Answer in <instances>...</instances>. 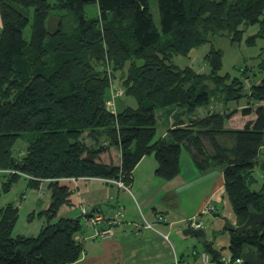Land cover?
<instances>
[{
    "label": "trees",
    "instance_id": "1",
    "mask_svg": "<svg viewBox=\"0 0 264 264\" xmlns=\"http://www.w3.org/2000/svg\"><path fill=\"white\" fill-rule=\"evenodd\" d=\"M156 1L159 27L148 0H0L2 188L8 192L23 178L31 188L45 183L50 193L34 236H11L17 208H0V264L75 263L83 251L75 239L81 219L57 217L70 205L69 182L129 186L146 156L156 162V177L170 180L180 171L182 149L198 171L222 172L237 226L249 213L264 216V174L258 185L252 176L264 147L262 53L256 72L245 66L232 78L219 74L222 54L212 47L204 72L172 63L214 36L239 42L249 26L258 30L248 44L264 40V0ZM88 6L96 16H87ZM113 84L123 90L114 112L105 105ZM123 96L136 107L124 105ZM221 98V114L197 113ZM167 108L168 129L154 140L156 114ZM237 110L253 117L241 128L225 126ZM110 148L119 151L118 164L101 159ZM228 250L233 260L254 251L264 261V222L259 233L229 232ZM203 251L220 264L211 243L203 241Z\"/></svg>",
    "mask_w": 264,
    "mask_h": 264
},
{
    "label": "rangeland",
    "instance_id": "2",
    "mask_svg": "<svg viewBox=\"0 0 264 264\" xmlns=\"http://www.w3.org/2000/svg\"><path fill=\"white\" fill-rule=\"evenodd\" d=\"M148 7L150 13L152 14L154 24L156 25V27H159L157 1L148 0ZM85 11L88 17H93L97 15V9L95 6H88L85 8ZM257 30H258L257 26L247 27L242 35V39L239 42H232L228 38L214 36L210 39L208 44L192 49L187 56H181V55L174 56L172 63L179 68L191 67L192 69L198 72H204L205 70H207V68L204 65L203 57L206 55V53H208L209 49L212 47L216 50L221 51L222 54V67L219 74L221 75L228 74L231 78L238 77L240 76V69L244 68L245 66L248 67L250 70L251 69L255 70L254 72H256V68L254 69L253 67L257 66V64L260 61L258 57L259 54L262 53V56L260 57H264V40L256 39L254 44H248L246 42V39L254 35L257 32ZM251 82H252L251 78L245 80L246 85H249ZM221 100L222 98L218 100V102L215 101L216 103L215 102L213 103L214 105L213 109L206 107L207 112L208 113L210 112L211 114L213 113L221 114L220 111V108H222ZM121 101L123 102L124 105H129L132 108L136 107V102L132 98L123 96L121 98ZM240 106L242 107L245 106L244 101L240 102ZM232 109L233 106L230 105V110ZM240 109L241 108H239V110ZM239 110H237V112L225 123V126L231 128H241L247 119L253 117V116L242 117L239 113ZM167 111L168 108L164 110H160L156 114L157 125H156L154 140L159 139L162 136V134L165 133V131L168 129V124L166 121L167 118H165ZM262 151L263 152L261 153V155H258V158L256 160V165L254 166L252 173V176L255 178L257 185L261 184V182L263 181L262 176L264 174V150ZM179 164L181 166L180 177H178L179 175H176L174 178L170 180H164L160 178L158 179L159 182H164L167 185L170 184L173 187L177 188L176 193H178V191L180 190V195L177 194L178 199H176V197L175 198L173 197V201H171L170 199L166 201L167 197H164V195H162L161 197H157L154 204L148 205L145 210H142L143 206L142 208H140L139 202H138L139 206L136 207L131 206L128 208V210H130L131 214H134L133 215L134 220H139V218L141 220V216L143 215L145 216L146 220L149 221V223H153L151 220L153 218L154 221V216H155L151 208L152 206H155L157 210L164 209L163 211H167V213H169V215L171 216V217L168 216L170 220L173 217L176 218L175 220L182 219L177 222H173V224H170V226L172 227L168 232V236L167 235L166 236L167 239L169 238V242L172 244L175 241L176 237L188 241L192 239L191 237L185 238L181 234V231L187 225V220H191V219H195L196 222L201 224L200 229L204 230L205 232V240H207L208 242L213 241V236L215 235V232H210V230L212 229L210 224H212L215 221L214 219L222 218V217L228 220L232 219L231 209L227 199L225 198L224 193L221 192L219 194L222 195V198H220L221 201L219 202L215 201L216 199L211 196L215 184L216 187H218L219 183L221 182L220 177H218L217 175L214 178L205 179L204 173L198 171L194 167L188 153L184 149L181 150ZM3 180L5 179H3V175L0 174V207H2L4 204L5 205L8 204L11 205L12 207L17 208V217L11 231L12 234L11 236L25 235L27 237H30L36 235L38 233L37 231L39 229V226L43 221V218L38 215V212L42 211V209L50 199L49 192L45 187V184L38 188H31L28 186L27 181L22 178L17 182L12 183L8 192H4L2 188ZM172 180L174 181L168 184V182ZM186 180L188 182L184 183V181ZM148 183H149V188L151 189L156 188L155 183H157V181L153 180ZM76 184L77 183H75L74 186H76ZM115 186L118 187L117 185ZM78 187H79L78 190L79 194H84L83 193L84 188H86L90 192H94V193L100 192L99 191L100 185L98 183H87L86 185L79 183ZM126 187L128 190V186ZM172 192L175 193L174 190ZM147 195H152V194L149 193ZM126 198L127 196L124 195L123 191H118L116 188H114L111 194V201H109V204L108 203H103V205L100 204V206H102L101 208L103 209V212L107 215H111L112 217L116 216L117 210L121 212L122 214L121 217L117 219L118 220L117 224L119 226L121 225L122 221L126 219L127 220L131 219L130 216L129 217L127 216V212L123 208V206L126 205L125 204ZM142 198H145V196H143ZM71 201L74 203L71 206L63 205L59 208L57 212V217H60L61 215L74 216L75 213L78 212L80 213L82 207H86L85 206L86 204H82V205L78 204L77 194L75 193V191L73 192V194H71ZM164 201L167 202L166 203V205L168 204L167 206H165ZM115 203H118L121 207H118L117 209L114 210L108 208L109 205L112 204L114 205ZM95 205H99V204H95ZM92 207L93 204L90 206V208ZM207 207L212 209L207 210ZM109 212L111 213L108 214ZM215 214H218V217H214ZM143 221L144 219L142 218V224ZM115 225L111 231L113 233H114V229L116 228ZM162 237L164 238V235ZM106 238H109V236ZM167 239L165 240L168 241ZM197 246L199 245L197 244ZM189 251L192 250L190 249ZM189 264H191V258L189 259ZM213 264H216V262Z\"/></svg>",
    "mask_w": 264,
    "mask_h": 264
},
{
    "label": "crops",
    "instance_id": "3",
    "mask_svg": "<svg viewBox=\"0 0 264 264\" xmlns=\"http://www.w3.org/2000/svg\"><path fill=\"white\" fill-rule=\"evenodd\" d=\"M1 28H2V24L0 19V31ZM206 112H207L206 107L197 109V113L199 115H204L206 114ZM262 150H264V147L262 148ZM150 157L152 156H146L142 158L139 161V163L136 165L132 173V181L128 186L127 191L118 188L115 185L110 184L107 181L99 178H92V179L79 178V179L71 180L69 182L70 186L73 189L72 194L74 191L77 194V202L79 205L86 204L85 206L88 208L89 211L94 207L95 211L93 213L102 214L103 216H107V217L111 215L105 214L100 204L101 205H103V203L109 204V201H111V194L114 188H116L118 191H123L124 195L127 196V198L125 199L126 205H124L123 208L127 212V216L128 217L130 216L131 218L130 220L126 219L122 221L120 226L117 224L118 222L116 223V225L107 224L106 221L99 223L96 227L97 229H104L107 227L110 228L111 231L115 225L116 228L114 229V233L112 232V235L109 238L98 237L95 239H91L89 238L90 229L82 226L81 232L75 236V239L81 243L83 251L81 257L73 264H176V263L189 264L190 258H191V264H194L198 255L204 252L203 241H200L194 237L189 236L192 238L190 241L185 239L182 240L181 238L176 237L173 244L169 242V238L168 241H166L162 237L163 235L168 236V232L172 227L170 226V224L182 220V219L175 220L176 219L175 217L171 218L170 220L169 217L171 216L169 215V213H167V211H163L164 209L157 210L155 206L151 207L154 215L161 214L166 218L165 223H155V216H154V221L152 218L151 221L155 223L154 226L156 231L142 229L141 228L142 218L146 220L145 216L142 215L141 220L140 218L139 220H134L133 218L134 214H131L130 210H128V208L131 206L132 207L139 206L138 202L140 204V208H142L143 206L142 210H145L148 205L154 204L157 197H161L162 195H164V197H167L166 201H168L169 199L173 201V197L174 198L176 197V199H178L177 194L180 195V190L178 191V193H176L177 188L169 184L172 183L174 180L169 181L168 182L169 185H167L164 182H159L158 180L159 178H157L155 175L156 162L153 159V157L152 158ZM101 159L107 163L112 161L113 163L118 164L120 160L119 151L115 148H110L109 154H103L101 156ZM180 173H181V166H180V171L178 173L179 175L178 177H180ZM202 173H204L205 179L214 178L217 175L218 177H220L221 182L219 183L218 187H216L215 184L211 196L216 199L215 201L217 202L221 201L220 198H222V195L219 194L221 192L224 193L222 172L219 170H209ZM153 180L157 181V183H155L156 188L151 189L149 188L148 182ZM185 182L187 183L188 181L186 180L184 181V183ZM75 183H77L76 186H74ZM79 183H82L83 185H86L87 183H98L100 185V190H99L100 192L94 193L84 188L83 191L84 194H79L78 191ZM44 184L45 183H41L39 187L43 186ZM172 189L175 191V193L172 192L173 191ZM149 193L152 195H147ZM143 196H145V198H142ZM49 198H50V193H49ZM49 202L50 199L48 200V203L44 206L42 210L47 209ZM166 203L167 202H165V206L168 205V204L166 205ZM72 204L74 203L71 201V196H70L69 206H71ZM92 204L93 207L90 208ZM95 204H99V205H95ZM3 206H5V204ZM118 207L121 206L118 203H115L114 205L113 204L109 205L108 208L114 210L117 209ZM110 213L111 212H109L108 214ZM231 215H232V219H230L229 221L235 224L233 213ZM60 217L79 218L81 219V221L83 218L80 216L79 212L75 213L74 216L61 215ZM214 220L215 221L212 224H210L212 228L210 232H215V235L213 236V241L208 242L205 239L204 241L206 243H211L213 250L217 252L218 255L221 253L222 254L230 253L228 250L229 232L223 230L222 228L223 221L221 220V218H216ZM146 221L149 222L148 220ZM42 225H43V221L41 222L39 229L41 228ZM197 244L199 246H197ZM190 249L192 251H189ZM213 263L215 262H211L210 264Z\"/></svg>",
    "mask_w": 264,
    "mask_h": 264
},
{
    "label": "built area",
    "instance_id": "4",
    "mask_svg": "<svg viewBox=\"0 0 264 264\" xmlns=\"http://www.w3.org/2000/svg\"><path fill=\"white\" fill-rule=\"evenodd\" d=\"M122 95H123V90L118 86L112 85L109 91V98L105 102L107 109L114 112L116 107V101ZM107 182L113 183L118 187L127 190V187L121 181L109 180ZM211 209L212 208L207 207V210H211ZM88 213H89L88 208L82 207L80 211V216L83 217L81 221V225L85 228L90 229L89 238L91 239H95L98 237L99 238H106L108 236L110 237L112 235L110 228L106 227L104 229H97L96 228L97 225L104 221H106V223L110 225L116 224L118 222L117 219L120 218L122 215L119 210H117L115 217L112 216L107 217V216H103L102 214H96V213H92L90 217H86ZM165 222H166V218L163 215L161 214L155 215V223H165ZM155 223H149L146 220H144L141 228L145 230L156 231L154 226ZM186 226H190L193 229H198L201 227V224L196 222L195 219H191V220H187ZM164 239H167L166 235H164ZM218 262L220 264H241L242 260L240 257L233 260L230 253L227 254L221 253L219 254ZM194 264H210V256L206 252H202L198 255Z\"/></svg>",
    "mask_w": 264,
    "mask_h": 264
},
{
    "label": "water",
    "instance_id": "5",
    "mask_svg": "<svg viewBox=\"0 0 264 264\" xmlns=\"http://www.w3.org/2000/svg\"><path fill=\"white\" fill-rule=\"evenodd\" d=\"M99 207V206H97ZM95 211L93 207L86 217H90L92 213ZM214 217H218V214H215ZM223 221V230L226 232H232L237 235H242L246 233H259L262 223L264 222V216L257 213H249L247 221L240 226L233 224L226 218H221ZM181 234L184 237H194L200 241H204L205 239V232L204 230L198 228L193 229L190 226H186L182 231ZM242 263L241 264H264V261L261 259L259 254H256L254 251H247L241 254L240 256Z\"/></svg>",
    "mask_w": 264,
    "mask_h": 264
}]
</instances>
